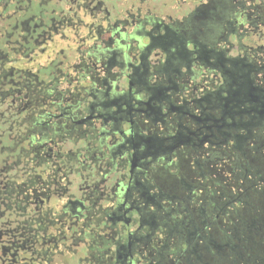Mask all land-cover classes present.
<instances>
[{
  "label": "flooded vegetation",
  "instance_id": "af4514ba",
  "mask_svg": "<svg viewBox=\"0 0 264 264\" xmlns=\"http://www.w3.org/2000/svg\"><path fill=\"white\" fill-rule=\"evenodd\" d=\"M261 26L264 0H0V264L242 251L243 220L223 247L210 229L244 191L196 203L192 157L198 176L216 157H254Z\"/></svg>",
  "mask_w": 264,
  "mask_h": 264
},
{
  "label": "rangeland",
  "instance_id": "374dc122",
  "mask_svg": "<svg viewBox=\"0 0 264 264\" xmlns=\"http://www.w3.org/2000/svg\"><path fill=\"white\" fill-rule=\"evenodd\" d=\"M264 27H260V31L262 32ZM248 43V41H246ZM45 95V94H44ZM257 146L260 151H254V147ZM249 155L248 157H232L227 155L225 157H216L215 161L208 165V167L204 168V174L196 175L195 174V166L193 163L194 157H192V185L198 186V190L193 196L194 201L196 203H201V201H205L209 199V197L214 192H228L230 196H235L236 194H242L243 191L246 193L247 186L245 185L244 189H241V182L236 180V176L239 170L237 167L243 166L244 169L250 170L254 173L255 177H261L264 180V132H261L260 141L254 140L249 146L245 149ZM227 149L223 152L226 154ZM201 163H203L205 157H199ZM259 174V175H256ZM165 177V175H164ZM248 196L252 198L251 201H257L260 203V197L258 196V192L250 191L248 192ZM246 195V194H245ZM264 200L261 202V205L264 207ZM260 205V204H258ZM258 205H254L245 209L243 206H234L232 209H229L228 212L224 215H221L217 220V224L214 228L210 229V233L215 236V239L221 243L228 242V238L224 232L229 231L235 224L238 223L239 219L243 220L244 223H250L251 214L250 211L258 207ZM262 207V206H261ZM207 215L213 218L215 215L212 211V207L208 209ZM178 218V216L175 215ZM181 219V217L179 218ZM228 233V232H227ZM249 233H246V235ZM248 241L244 245V252L246 255L250 257L246 262V264H264V231L261 236L253 238L252 236H246ZM245 239V238H244ZM177 239L173 241L172 245L177 246ZM242 249V250H243ZM211 256H206L205 260L210 262L212 261ZM104 261L101 259L100 264ZM220 264H235L233 258H227L226 256H222L220 259Z\"/></svg>",
  "mask_w": 264,
  "mask_h": 264
},
{
  "label": "trees",
  "instance_id": "16d2710c",
  "mask_svg": "<svg viewBox=\"0 0 264 264\" xmlns=\"http://www.w3.org/2000/svg\"><path fill=\"white\" fill-rule=\"evenodd\" d=\"M260 178L261 177H254L251 179V181H248L249 182L248 184H250L249 187L251 189L246 187L249 191L258 192V196L260 197V200H259L260 203H257V201H251L252 198L245 195L244 200H243L244 205L242 206L245 209H248L249 207H252L254 205H258V204L260 205H258L256 209L254 208L253 211H250V214H251L250 221L251 222L244 223L246 228L244 232L245 239H244V242H242V246H244L246 242L248 241V238L246 236H252L253 238L255 237L257 238L261 236L264 231V207L263 205H261V202L264 200V189L263 187H260V186H263L264 183L260 182ZM245 194H249V193L246 192ZM235 228H238L237 224H235ZM233 233L235 235L238 232L237 233L233 232ZM246 233H249V234L246 235ZM217 242L222 247L223 245L227 244V242L226 243H221L219 241ZM201 245H202V249L200 250V252L202 253V255L200 254L201 261L200 263H196L197 257L195 256V254L192 253V264H220V259L222 258V256H226L227 258H233L235 264H246L247 263L246 261L250 259V257L245 254L244 249L242 251L237 250V246H240L239 240L238 241L235 240L232 242L231 246L234 247V251L233 250L221 251L217 248L218 245H216L217 247L210 246L206 243L201 244ZM207 255L213 258L212 261L208 262L205 260V257Z\"/></svg>",
  "mask_w": 264,
  "mask_h": 264
}]
</instances>
